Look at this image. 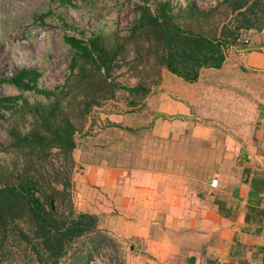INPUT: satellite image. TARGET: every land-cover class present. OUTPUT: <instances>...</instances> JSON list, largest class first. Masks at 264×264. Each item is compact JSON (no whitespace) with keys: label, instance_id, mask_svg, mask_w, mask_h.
I'll return each mask as SVG.
<instances>
[{"label":"crops","instance_id":"0c3cea01","mask_svg":"<svg viewBox=\"0 0 264 264\" xmlns=\"http://www.w3.org/2000/svg\"><path fill=\"white\" fill-rule=\"evenodd\" d=\"M230 49L234 51L230 59L247 70L245 108L234 110L250 115L246 120L235 118L230 125L244 135L237 131L216 135L211 125L224 124L189 118V105L197 103V97L184 88L199 83L212 71H201L195 82L163 71L158 88L166 86L176 99L166 95L162 104L150 106L155 110L148 121L135 120V125L127 124L125 115L108 116L112 126L126 131L150 125L155 134V141L149 143L150 156L141 152L137 160L142 161L129 165L107 162L110 156L102 154L96 162L85 157L77 172L75 165L71 174L73 201L82 212L95 214L99 229L115 242L114 248L103 246L108 256L121 257L123 264H262L264 27L243 32ZM227 60L226 52L220 68L203 70L221 69ZM242 74L234 70L222 80L238 81ZM180 97L183 101L177 100ZM199 97L200 103L203 99ZM129 106L139 108L140 103ZM132 108L128 112L133 118L143 107ZM158 112L183 119L167 121L159 118ZM178 127L186 128L188 135L171 134ZM169 141L178 146V153L167 145L162 147ZM77 147L76 141L72 151L76 162L80 158L73 154ZM207 159L213 164L205 168ZM213 178L217 179L215 186L210 184Z\"/></svg>","mask_w":264,"mask_h":264},{"label":"trees","instance_id":"16d2710c","mask_svg":"<svg viewBox=\"0 0 264 264\" xmlns=\"http://www.w3.org/2000/svg\"><path fill=\"white\" fill-rule=\"evenodd\" d=\"M133 10L134 18L121 35L63 37L72 51L70 70L76 74L66 94L77 86L87 88L81 94L83 115L98 103L97 94L112 97L119 88L128 92L127 102L135 106L158 84L160 67L195 82L202 69L222 66L226 50L243 32L264 27V0H220L206 11L172 0H138ZM129 52L141 69L139 81L128 87L110 78V70L117 58ZM40 76L38 69L23 68L8 81L21 91L53 97L48 102L31 104L23 99L17 104L18 95L0 97V107L14 101L16 110L32 118L25 130L10 127L4 150L11 149L14 158L0 164V253L6 261L17 250L36 264H60L69 254L72 264H83L87 255L110 241L95 214L74 208L71 172L76 127L63 106L66 96L39 87ZM53 149L57 151L52 154ZM262 251L264 264V244Z\"/></svg>","mask_w":264,"mask_h":264},{"label":"rangeland","instance_id":"374dc122","mask_svg":"<svg viewBox=\"0 0 264 264\" xmlns=\"http://www.w3.org/2000/svg\"><path fill=\"white\" fill-rule=\"evenodd\" d=\"M219 1L172 0L175 5L180 6L184 3H190L203 11L215 6ZM136 2L138 0H0V97L18 95L17 104H21L23 99L33 104L45 103L53 98H46L34 91H21L8 81L9 78L16 75L23 68L38 69L41 72L38 79L39 87L55 89L59 95L66 96L63 100V106L76 127L75 140L78 147L73 154L80 157L78 162L73 160L71 174L75 165L76 172L79 170V163L85 162V157L89 161L96 162L101 161L102 154H104V156H110V160L107 162L119 161L130 165L142 161L143 158L137 160L141 152L143 154L147 153L146 157L150 156L148 153L149 143L150 140L155 141L153 139L155 134L150 125L135 128V131H126L124 128L112 126L111 124L114 122L108 116L110 114L125 115L127 124H134L135 120H139V122L140 120L148 121L155 110V108L150 107L151 105H155L157 102V104H162L166 95L169 98L176 99L166 89V86L158 88L161 85L162 72L168 71L164 67L159 68L158 84L152 86L151 91L146 95L148 96L147 99L139 102L140 106L143 107L141 108V114L133 115V118L128 112L131 111L129 109L132 107L127 104L129 94L125 89H116L112 97H109L106 93L97 94L98 103L93 104L86 115L81 113L83 98L81 94L84 93V90L87 92V88L77 86V88L72 89V93L66 94V90L73 83L71 78L76 74H74L75 70L74 72L70 70L72 51L68 44L64 42L63 37L74 35L87 39L93 33L98 32H118L121 35L134 18L133 6ZM226 52L228 60L225 67L217 70L202 69L201 71L210 70L212 73L203 75V80L199 83L187 84L189 87L184 88L189 94L197 97V103L189 105L192 109L189 118L198 123L211 121L212 123L220 122L224 124V127L216 124L211 125L216 135L224 136L234 134L236 131L244 135L241 129L230 127V125L235 118L246 120L250 115L249 112L234 110L240 107L245 108L246 78L244 73L247 70L244 66L239 67L236 65L237 62L231 60L234 51L230 47ZM136 64L134 55L131 52L125 57L117 58L115 65L110 70V78H113L120 85L128 87L135 85L139 81L138 72L141 69V66L136 67ZM234 70L243 73L238 81L222 80V78L228 79V75ZM142 75L144 74L140 73V76ZM150 75L151 77L154 76L152 71H150ZM148 82L150 81L148 80ZM236 82L238 85H235ZM176 86L180 87V85ZM78 90L79 93L74 96L73 93ZM179 90L181 91L182 88ZM98 92H102V90ZM199 96L203 99L200 103ZM152 97L153 99H151ZM177 100L183 101L181 97ZM4 104L6 106L1 104L0 107V113L4 115H0V164L14 158V155H11V149L4 150L10 139L8 133L10 127L14 124L18 125L21 130H25L32 121L30 114L16 110L17 104L14 101H8ZM139 108H132V111ZM148 113L150 114L148 115ZM158 114H160L159 118L167 121L183 119V117H178L176 114L160 112ZM186 132V128L178 127L172 130L171 134L177 135L178 133L180 136H186L188 135ZM164 145H167L168 150L173 153H178L176 144L169 141L167 144L163 142L162 147ZM56 151V149H53L51 153H56ZM54 161L57 165L61 163L57 157L54 158ZM204 164L205 168H208L213 164V160L207 159ZM73 205L76 211H81L74 201ZM114 247L115 242L110 241L109 248ZM1 256L0 253V264H36L28 261L23 253L17 250L16 255L9 260L5 261ZM120 259L121 257L117 255L108 256L106 251L96 249L93 253L87 255L83 264H123ZM60 264H72L71 256L67 254Z\"/></svg>","mask_w":264,"mask_h":264},{"label":"built area","instance_id":"2783aa9c","mask_svg":"<svg viewBox=\"0 0 264 264\" xmlns=\"http://www.w3.org/2000/svg\"><path fill=\"white\" fill-rule=\"evenodd\" d=\"M244 41L247 42V39H244ZM216 183H217V179H216V178L211 179L210 184H211L212 186H215Z\"/></svg>","mask_w":264,"mask_h":264}]
</instances>
